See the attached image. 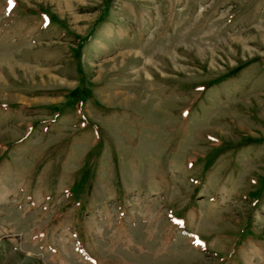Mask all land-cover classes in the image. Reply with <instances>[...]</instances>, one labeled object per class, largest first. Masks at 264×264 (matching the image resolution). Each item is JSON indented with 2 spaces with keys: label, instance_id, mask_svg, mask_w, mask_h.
<instances>
[{
  "label": "rangeland",
  "instance_id": "1",
  "mask_svg": "<svg viewBox=\"0 0 264 264\" xmlns=\"http://www.w3.org/2000/svg\"><path fill=\"white\" fill-rule=\"evenodd\" d=\"M0 264H264V0H0Z\"/></svg>",
  "mask_w": 264,
  "mask_h": 264
},
{
  "label": "snow or ice",
  "instance_id": "2",
  "mask_svg": "<svg viewBox=\"0 0 264 264\" xmlns=\"http://www.w3.org/2000/svg\"><path fill=\"white\" fill-rule=\"evenodd\" d=\"M10 2H11V0H10Z\"/></svg>",
  "mask_w": 264,
  "mask_h": 264
}]
</instances>
